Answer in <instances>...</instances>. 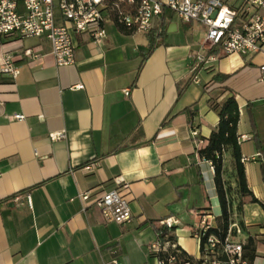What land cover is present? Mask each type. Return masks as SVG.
Returning a JSON list of instances; mask_svg holds the SVG:
<instances>
[{"label":"crops","instance_id":"crops-1","mask_svg":"<svg viewBox=\"0 0 264 264\" xmlns=\"http://www.w3.org/2000/svg\"><path fill=\"white\" fill-rule=\"evenodd\" d=\"M162 20L163 42L151 51L149 35L121 31L111 21L101 44L73 34L75 64L68 67L55 65L44 39L2 42L0 53L13 56L19 75L0 73V264H157L148 245L158 241L154 227L168 218L179 222L172 230L178 248L200 257L190 237L193 213L211 215L213 229L221 215L214 171L198 156L219 123L210 105L233 95L242 159L260 155L264 54L215 52V60L197 66L196 57L207 55L205 27L168 9ZM19 48L42 56L24 60ZM194 106L190 124L185 111ZM243 165L249 191L264 206V159ZM118 178L132 214L123 225L106 222L97 207L84 209L77 197L116 189ZM224 178L232 194L229 221L239 222L241 239L253 238L255 256L264 257V210L249 202L237 209L230 152Z\"/></svg>","mask_w":264,"mask_h":264},{"label":"built area","instance_id":"built-area-1","mask_svg":"<svg viewBox=\"0 0 264 264\" xmlns=\"http://www.w3.org/2000/svg\"><path fill=\"white\" fill-rule=\"evenodd\" d=\"M164 9L182 22L205 27L202 50L207 55L196 57L197 66L206 63V59L215 60V52L225 56L264 54V0H0V46L7 40L44 39L50 45L57 67L73 66V34L86 35L92 43L101 44L106 39L104 25L111 21L128 31L158 38ZM17 52L27 61L42 56L35 48H19ZM259 71L264 81V63ZM0 73L12 80L19 75V68L7 51L0 53ZM14 119L22 120L23 116L17 115ZM192 134L197 137L195 130ZM50 137L55 141L64 135L51 134ZM258 157L259 154L242 161ZM208 165L214 171L212 164ZM115 185L116 189L95 197L89 192L77 197L84 209L97 207L106 222L123 225L131 221L132 214L122 194L126 185L119 178ZM193 214L197 223L190 237L197 242L200 257L197 260L188 256L182 258L183 252L172 237V230L179 222L168 218L161 222L169 230L168 235L148 245L157 264H254L257 258L264 264V257L255 256L253 261L245 257L246 242L241 239L243 232L239 222L229 221L226 235L220 239L212 233L211 215ZM107 264L120 263L113 260Z\"/></svg>","mask_w":264,"mask_h":264},{"label":"trees","instance_id":"trees-1","mask_svg":"<svg viewBox=\"0 0 264 264\" xmlns=\"http://www.w3.org/2000/svg\"><path fill=\"white\" fill-rule=\"evenodd\" d=\"M162 21H164V19ZM118 28L121 31H125V29L121 28L120 26H118ZM149 39L151 51L155 47L162 44L163 31L160 33L158 38H154L152 35H149ZM194 75L195 74L193 73L190 76L188 82L191 81ZM183 90L184 87L179 88L178 96L181 95ZM210 106L217 113L219 117V123L217 127L213 129L210 137L206 140V145L198 150V156L201 160L205 161L206 163H211L213 166V181L218 202L220 204L221 215L218 219V227L216 229H212V233L217 234L220 239H224L229 224L228 203L229 205H231L232 201V194L230 187L228 186V181L224 178V153L230 152L233 161L237 191L241 198L237 209L239 210L241 205L247 202L252 204H258L263 210L264 206L261 205L254 198V196L248 189V183L242 161V154L238 136V123L240 119V112L235 97L232 95L228 97L223 103H212ZM195 111L196 106L192 107L191 109H186L185 111L186 114L189 116L190 124L192 122L193 112ZM247 112L250 115L251 121L252 119L249 107H247ZM256 147L259 150L261 157L264 159V142H257ZM154 230L157 234V238L159 241L164 240L165 236L169 233V230L161 224L159 226L154 227ZM244 255L248 258L249 261H252L254 259L255 243L253 238L248 239L244 247ZM181 256L182 258H185L187 255L182 253Z\"/></svg>","mask_w":264,"mask_h":264},{"label":"rangeland","instance_id":"rangeland-1","mask_svg":"<svg viewBox=\"0 0 264 264\" xmlns=\"http://www.w3.org/2000/svg\"><path fill=\"white\" fill-rule=\"evenodd\" d=\"M107 26H108V28H109V27L111 28V27H112V24L109 23Z\"/></svg>","mask_w":264,"mask_h":264}]
</instances>
